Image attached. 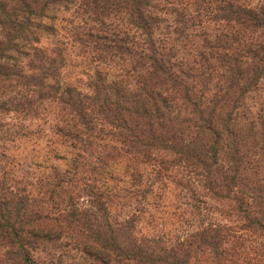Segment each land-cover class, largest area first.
<instances>
[{"label": "trees", "instance_id": "16d2710c", "mask_svg": "<svg viewBox=\"0 0 264 264\" xmlns=\"http://www.w3.org/2000/svg\"><path fill=\"white\" fill-rule=\"evenodd\" d=\"M0 264H264V0H0Z\"/></svg>", "mask_w": 264, "mask_h": 264}, {"label": "rangeland", "instance_id": "374dc122", "mask_svg": "<svg viewBox=\"0 0 264 264\" xmlns=\"http://www.w3.org/2000/svg\"><path fill=\"white\" fill-rule=\"evenodd\" d=\"M31 127H33V125H31ZM41 139H42L41 137L38 138L39 141H41ZM26 151H27L26 149L22 151L21 147H19L18 150L14 151L13 153H16L18 157H24L26 155Z\"/></svg>", "mask_w": 264, "mask_h": 264}]
</instances>
